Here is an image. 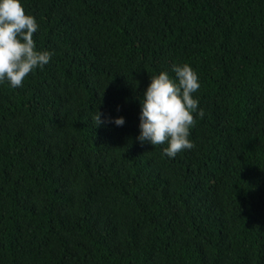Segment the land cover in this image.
Listing matches in <instances>:
<instances>
[{
  "label": "trees",
  "instance_id": "trees-1",
  "mask_svg": "<svg viewBox=\"0 0 264 264\" xmlns=\"http://www.w3.org/2000/svg\"><path fill=\"white\" fill-rule=\"evenodd\" d=\"M22 4L52 57L0 83V264H264V0ZM173 63L203 116L168 158L136 137Z\"/></svg>",
  "mask_w": 264,
  "mask_h": 264
},
{
  "label": "clouds",
  "instance_id": "clouds-1",
  "mask_svg": "<svg viewBox=\"0 0 264 264\" xmlns=\"http://www.w3.org/2000/svg\"><path fill=\"white\" fill-rule=\"evenodd\" d=\"M36 18L26 13L22 0H0V83L16 88L37 68L49 63L52 52L37 47L33 36L38 31ZM171 73L162 70L149 77L140 97L139 133L136 139L153 146L163 145V153L174 158L194 145L190 132L194 113L203 116L199 101L193 96L200 87L197 72L188 63H173ZM95 126L104 121L94 114ZM111 122L124 124L119 116Z\"/></svg>",
  "mask_w": 264,
  "mask_h": 264
}]
</instances>
